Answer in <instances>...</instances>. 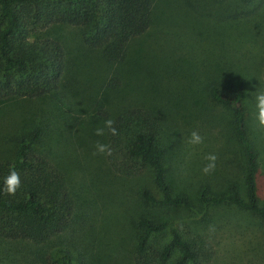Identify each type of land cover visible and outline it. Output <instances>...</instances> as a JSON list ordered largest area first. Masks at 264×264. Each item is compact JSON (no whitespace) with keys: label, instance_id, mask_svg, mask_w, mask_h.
Segmentation results:
<instances>
[{"label":"rangeland","instance_id":"1","mask_svg":"<svg viewBox=\"0 0 264 264\" xmlns=\"http://www.w3.org/2000/svg\"><path fill=\"white\" fill-rule=\"evenodd\" d=\"M153 2L148 33L135 38L129 57L110 70L120 78L118 89L106 87L111 67L83 46L78 30L59 26L43 33L64 38L68 50L61 90L44 99L0 102V152L12 150L17 132L42 123L45 135L37 149L65 172L76 198L73 221L80 223L45 245L0 239V264L57 262L61 249L71 245L83 264H135V218L142 213L184 219L212 246L213 264H264V223L249 212L211 205L187 219V209L141 198L144 188L161 198L148 170L123 176L106 154H93L97 143L106 145L105 132L96 135L105 126L100 112L114 118L125 109L151 107L162 118L158 138L176 193H188L196 205L202 188L228 193L232 183L244 182L243 150L234 135V110L214 102L207 84L223 87L237 72L246 76L248 130L264 175V126L255 100L264 91V0ZM193 132L202 143H190ZM209 154L217 156L216 166L205 174Z\"/></svg>","mask_w":264,"mask_h":264},{"label":"trees","instance_id":"2","mask_svg":"<svg viewBox=\"0 0 264 264\" xmlns=\"http://www.w3.org/2000/svg\"><path fill=\"white\" fill-rule=\"evenodd\" d=\"M153 14V0H0V102L44 99L61 90L68 50L64 38L43 33L59 26L78 30L83 46L95 50L111 67L105 74L106 87L118 89L120 78L110 70L129 57L135 38L148 33ZM245 78L236 72L223 87L207 84L214 102L234 110V135L244 157L243 184L234 182L228 193L219 194L202 188L198 205L188 193H176L158 138L162 118L151 107L125 109L114 118L106 110L98 111L104 121L113 120L117 129L118 134L112 135L104 126L106 145L112 149L107 156L114 169L127 177L148 170L161 198L148 188L140 192L141 198L153 206L187 209V219L201 216L211 205L226 204L264 223V175L248 130ZM42 125L17 132L12 150L0 152L2 241L45 245L80 224L73 221L76 198L65 172L37 149L45 135ZM12 170L19 174L20 187L15 195H6L4 181ZM135 225V264H213L212 246L184 219H158L142 213L135 218ZM73 247L61 249L60 261L40 264H83Z\"/></svg>","mask_w":264,"mask_h":264},{"label":"clouds","instance_id":"3","mask_svg":"<svg viewBox=\"0 0 264 264\" xmlns=\"http://www.w3.org/2000/svg\"><path fill=\"white\" fill-rule=\"evenodd\" d=\"M256 100V106L258 108V120L259 124L261 126H264V91L259 92L255 96ZM114 121L111 119H108L105 121V127H107L112 135H117V129L113 127ZM96 135L97 136H102L104 135V128H97L96 129ZM203 142V138L197 133L193 132L191 134V140L190 143L195 145V144H200ZM97 152L93 153L94 155L96 154H106V155H111L112 154V149L105 144H100L97 143L96 145ZM206 159L209 161V163L203 168V172L205 174L213 171L215 169V162L217 160V156L215 154H209ZM5 188L4 192L6 195H15L17 189L20 187V177L19 174L15 171L12 170L10 174L6 177L5 181Z\"/></svg>","mask_w":264,"mask_h":264}]
</instances>
